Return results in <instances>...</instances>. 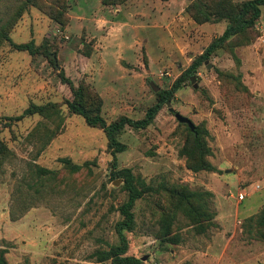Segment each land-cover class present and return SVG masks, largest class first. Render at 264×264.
Instances as JSON below:
<instances>
[{"label":"rangeland","instance_id":"374dc122","mask_svg":"<svg viewBox=\"0 0 264 264\" xmlns=\"http://www.w3.org/2000/svg\"><path fill=\"white\" fill-rule=\"evenodd\" d=\"M35 1L0 0V27L14 23L9 32L13 42L47 45L59 64L55 68L44 51L31 56L0 40V138L11 151L0 172V251L9 264H112L99 262L95 254L117 243L118 208L127 200L124 181L112 176L104 132L70 113L65 102L73 94L61 82V71L76 86L86 81L102 97L109 122L120 116L141 120L157 102L154 86L170 89L224 33L227 22L196 23L186 13L196 0H128L116 6L103 0H66L64 26L48 15L51 0ZM126 20L132 26L120 24ZM256 30L254 42L236 47L233 54L220 51L209 61L212 68L203 65L197 80L186 83L171 102L195 125H206L217 171L187 168L179 153V123L168 106L147 129L127 128L120 137L128 150L118 154L119 169L131 168L154 186L184 184L214 194L216 226L196 235L179 217L183 242L165 248L155 238L160 216L156 199L139 201L128 255L145 258L144 264H264V242L245 235L242 227L264 207V7ZM111 31L112 46L121 34L134 45L122 71L114 65L115 54L105 58L102 70L97 64L103 59L100 39ZM221 73L240 76L245 90ZM32 106L46 107L49 118H21ZM53 106L62 115L51 116ZM63 158L89 162V168L70 174ZM36 166L57 170L58 181L39 179ZM244 190L248 196L241 202L237 195Z\"/></svg>","mask_w":264,"mask_h":264},{"label":"trees","instance_id":"16d2710c","mask_svg":"<svg viewBox=\"0 0 264 264\" xmlns=\"http://www.w3.org/2000/svg\"><path fill=\"white\" fill-rule=\"evenodd\" d=\"M33 5L35 0H27ZM53 3L48 6V15L62 25H67L68 18L65 19L63 13L66 9V0H51ZM128 0H103L107 5H123ZM168 2L170 0H163ZM27 3L20 7L18 13H21ZM264 0H246L234 2L233 0H196L189 5L186 13L198 24L210 23L213 21H226L227 28L224 33L215 38L204 52L195 57L191 65L180 75L172 87L168 90H160L157 96V102L151 106L141 120H134L128 116H120L117 120L109 122L103 116V99L86 81H81L78 86L69 78L65 71L60 74L61 82L70 87L73 94L72 100L65 102L72 115L83 118L86 125L93 129L104 132L107 139V152L113 157L112 176L124 181L122 187L127 195V200L118 208L120 220L115 224V233L117 243L111 245L109 250L99 251L95 254L99 262L111 261L112 264H144L143 258H137L128 255L130 242L128 234L135 231L137 227V218L135 208L137 203L148 198L156 199V206L159 209V219L156 222L158 230L155 238L160 242L161 248L168 245H180L183 242L181 231L183 227L179 224V217H183L188 222L196 235H205L210 229L216 226V212L212 209V200L214 194L206 190H192L184 184L162 183L158 186L148 184L142 177L136 175L131 168L119 169L118 154L128 150L120 137L127 128L134 130H144L150 127L160 113L168 106V102H173L176 93L185 86L186 83H192V78H198L197 74L203 65L209 66V61L220 51L225 50L234 53L238 46H245L257 39L258 33L256 26L262 17V8ZM62 9V10H60ZM67 17V16H66ZM16 19V18H15ZM14 19V20H15ZM12 20V21H14ZM14 23L7 22L0 27V40L8 41L10 45L20 52H27L31 56H36L44 51L47 59L59 69L56 54L48 49L47 45L36 46L34 41L17 44L9 37V32ZM208 62V63H207ZM221 76L233 84L238 89L245 90L238 76L233 73H221ZM228 81V82H229ZM54 109L51 116L62 115L61 109ZM41 114L47 118L50 113L46 107L32 106L27 109L21 118ZM20 118V119H21ZM182 136V146L180 148V157L186 160V166L193 173L215 172L217 168L212 164L210 157L212 149L209 146L210 132L205 124L195 125V131H192L187 124L178 125ZM0 124V134H1ZM53 133H51L52 136ZM50 136V137H51ZM53 134V138L55 137ZM11 151L8 145L0 138V172ZM64 168L70 174L82 172L86 167L89 168V162L83 165L74 163L69 158L61 159ZM36 173L39 179L49 183L57 182L59 172L36 166ZM12 219H17L13 214ZM243 233L253 237L257 241L264 242V207L255 215L247 217L242 223ZM0 264H9L5 258V252L0 251Z\"/></svg>","mask_w":264,"mask_h":264},{"label":"crops","instance_id":"0c3cea01","mask_svg":"<svg viewBox=\"0 0 264 264\" xmlns=\"http://www.w3.org/2000/svg\"><path fill=\"white\" fill-rule=\"evenodd\" d=\"M130 16H132V15H130ZM126 21L127 22L120 23V24L129 25L130 24L129 21L128 20H126ZM102 22L103 23H107V22H110V21H107V20L104 19V20H102ZM129 26H132V25H129ZM111 28H113V27H111ZM111 34H112V31L110 32L109 36L100 39V44H98V46L100 47V50L98 48L97 49L100 52V54L102 55L103 59H101V61L99 63H97V64H98V67L100 68V70H102V68H104V65L107 66V63H108V62H106L107 60L105 58L109 57L111 54L112 55L115 54L116 60H115L114 65L117 68H119L120 71H122L123 69H127V67H125L126 64H130V62H129L130 61V57L128 56V52L132 51L131 49L134 47V45L133 44L129 45L127 42L122 40L123 36L121 34L116 39L117 45L116 46H112L110 44L111 43V39H112V38H110ZM137 38H138V36L134 37V44L135 45L139 41ZM111 48H112V52H115V51L116 52L115 53H111ZM117 57H118V60H117Z\"/></svg>","mask_w":264,"mask_h":264},{"label":"water","instance_id":"95a60500","mask_svg":"<svg viewBox=\"0 0 264 264\" xmlns=\"http://www.w3.org/2000/svg\"><path fill=\"white\" fill-rule=\"evenodd\" d=\"M208 68L210 69V68H212V66L209 65ZM196 80L197 79L195 77H193L192 78V83H194ZM194 88L197 89L198 86L194 85ZM154 90H155V92H158V91H160V88L154 86ZM170 106H171V102H168L169 110H170V112H172L175 115V118L178 121V123L187 124L191 128L192 131H195V124L188 117L180 114L179 112H176V110L174 108L170 107ZM144 260H145V258H143V261Z\"/></svg>","mask_w":264,"mask_h":264},{"label":"built area","instance_id":"2783aa9c","mask_svg":"<svg viewBox=\"0 0 264 264\" xmlns=\"http://www.w3.org/2000/svg\"><path fill=\"white\" fill-rule=\"evenodd\" d=\"M260 189V186H256V190ZM248 196V191L244 190V191H241L239 192V194L237 195V199L239 201H244L246 199V197Z\"/></svg>","mask_w":264,"mask_h":264}]
</instances>
